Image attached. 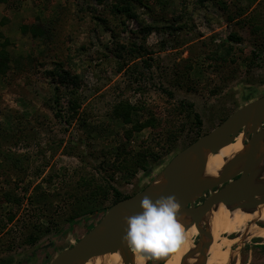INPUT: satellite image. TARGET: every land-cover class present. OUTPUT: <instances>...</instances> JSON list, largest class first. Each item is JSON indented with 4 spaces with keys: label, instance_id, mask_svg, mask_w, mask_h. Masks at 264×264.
Masks as SVG:
<instances>
[{
    "label": "rangeland",
    "instance_id": "obj_1",
    "mask_svg": "<svg viewBox=\"0 0 264 264\" xmlns=\"http://www.w3.org/2000/svg\"><path fill=\"white\" fill-rule=\"evenodd\" d=\"M7 1L0 264H48L98 223L109 187L141 191L192 140L264 94V0ZM30 25L44 37L21 32ZM61 71L80 86L55 90ZM118 102L135 106L129 124L114 116ZM180 102L192 104L198 126ZM262 244H232L229 264H264Z\"/></svg>",
    "mask_w": 264,
    "mask_h": 264
},
{
    "label": "water",
    "instance_id": "obj_2",
    "mask_svg": "<svg viewBox=\"0 0 264 264\" xmlns=\"http://www.w3.org/2000/svg\"><path fill=\"white\" fill-rule=\"evenodd\" d=\"M263 126L264 94L233 111L209 132L176 153L150 184L136 194L112 204L95 226L73 246L57 253L48 264H77L78 261H87L117 250L124 244L122 237L127 227L125 218L140 211L139 202L143 196L156 199L174 195L180 204L179 216L189 217L186 229L198 227L201 218L220 204L229 210L243 211H250L255 206L264 204V192L263 197L256 200L249 189V183L255 174L253 168L260 160ZM247 128L249 132L246 131ZM240 132L245 134L244 144L247 149L242 168L219 182H198L202 170L196 163L197 153L204 147H210L214 154L233 143ZM160 177L164 181L155 185ZM201 197H204L202 202L197 201ZM185 259L186 256L180 263Z\"/></svg>",
    "mask_w": 264,
    "mask_h": 264
},
{
    "label": "bare ground",
    "instance_id": "obj_3",
    "mask_svg": "<svg viewBox=\"0 0 264 264\" xmlns=\"http://www.w3.org/2000/svg\"><path fill=\"white\" fill-rule=\"evenodd\" d=\"M246 131L249 132V129ZM245 139V134L240 132L233 143L220 148L214 154L210 147L201 149L196 158V163L202 170L198 182H219L241 169L247 152ZM259 158L253 168L255 174L249 183L250 193H254L256 200L261 199L264 192V128L260 139ZM163 181L164 178L160 177L154 184L159 185ZM178 219L182 222L185 242L169 257L166 255L162 264H181L184 256L186 259L182 264H203L208 261L212 264H229L234 254L230 249L232 244L256 236L264 239V228L254 224H264V204L257 205L250 211L229 210L220 204L201 218L198 227L191 226L188 229L185 226L189 217L179 216ZM228 220L235 223H229ZM230 234L235 236L234 240L228 237ZM195 235L198 236L197 245L192 241ZM152 258L131 250L124 243L111 253L78 261L77 264H148Z\"/></svg>",
    "mask_w": 264,
    "mask_h": 264
},
{
    "label": "clouds",
    "instance_id": "obj_4",
    "mask_svg": "<svg viewBox=\"0 0 264 264\" xmlns=\"http://www.w3.org/2000/svg\"><path fill=\"white\" fill-rule=\"evenodd\" d=\"M139 208V212L125 218L122 241L131 250L158 258L182 246L185 235L178 219L180 204L174 195L156 199L143 196Z\"/></svg>",
    "mask_w": 264,
    "mask_h": 264
},
{
    "label": "trees",
    "instance_id": "obj_5",
    "mask_svg": "<svg viewBox=\"0 0 264 264\" xmlns=\"http://www.w3.org/2000/svg\"><path fill=\"white\" fill-rule=\"evenodd\" d=\"M97 1H100V0H97ZM255 1H257V0H250L249 3H254ZM7 2L8 1L6 0L5 3H7ZM27 30H28V32L30 33V35H31V37L33 39L44 37L43 30H41L36 25H33V26L30 25L29 28L27 26H23V28H21V32L23 34H25L27 32ZM1 36H2V34H0V37ZM231 37L233 38L232 35L230 36V38ZM7 46H8V40L7 39H3V42H0V76L5 75V73L9 69L8 64L10 62V57H9V52L7 50ZM80 83H81V79H80V77L78 75H74V74L72 75V74H69L66 71H61V74L59 76V79L57 81V84H55V86H54V89L57 90L60 86H64V87H67V86L69 87L70 86L71 87L70 91L73 92L74 89H76L77 87L80 86ZM71 85H73V86H71ZM56 100H57V98H56ZM179 106L184 107L189 112L190 115L192 114L191 117L193 118V120H194V122H195V124L197 126L200 124L199 116L196 113H193L192 112V104H190V103L184 104V102H180L179 103ZM76 108H77L76 103H73V104L70 103L69 104V109L70 110L76 111ZM135 110H136V108H135L134 105H130L127 102H118L114 106L113 113H114V116L120 118L121 121L124 124H129L131 122V118L134 115ZM55 115L58 117L59 116V113H55ZM146 123H149V122L147 121ZM136 125H137L136 126V128H137L136 130H141L140 128L143 127V124H140V123H137ZM130 134H131V132H129V131L126 132L127 139H130ZM197 138H195L194 140H192L190 143H192L193 141H195ZM109 189H111V195H112L111 205L114 204V203H116L119 200H122V199L128 197V196H122L121 193L118 190H116V189H114L112 187H109ZM100 191L101 192H99V194L103 198H106L107 195H108L107 194L108 192L105 191V190H103V189H100ZM96 210L95 211L98 212V214L100 212L101 213H105V211L107 210V208H102L101 210L96 209ZM254 247H256L257 249H259L260 251H264V244L257 245V246H254ZM161 263H162V260L158 264H161Z\"/></svg>",
    "mask_w": 264,
    "mask_h": 264
},
{
    "label": "crops",
    "instance_id": "obj_6",
    "mask_svg": "<svg viewBox=\"0 0 264 264\" xmlns=\"http://www.w3.org/2000/svg\"><path fill=\"white\" fill-rule=\"evenodd\" d=\"M23 5H25V4L23 3ZM1 11H2V10H0V13H1ZM2 15H3V14L1 13V16H2ZM5 16H6V17H9L8 14H7V15L5 14Z\"/></svg>",
    "mask_w": 264,
    "mask_h": 264
},
{
    "label": "flooded vegetation",
    "instance_id": "obj_7",
    "mask_svg": "<svg viewBox=\"0 0 264 264\" xmlns=\"http://www.w3.org/2000/svg\"><path fill=\"white\" fill-rule=\"evenodd\" d=\"M236 177H237V176H236ZM236 177H235V178H236ZM202 200H203V199H202ZM202 200H201L200 202H202ZM254 224H255V223H254Z\"/></svg>",
    "mask_w": 264,
    "mask_h": 264
}]
</instances>
